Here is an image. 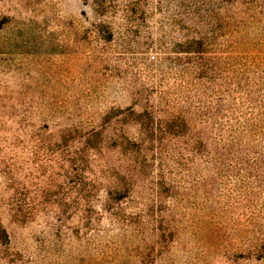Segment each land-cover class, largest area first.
Returning a JSON list of instances; mask_svg holds the SVG:
<instances>
[{"label":"rangeland","instance_id":"obj_1","mask_svg":"<svg viewBox=\"0 0 264 264\" xmlns=\"http://www.w3.org/2000/svg\"><path fill=\"white\" fill-rule=\"evenodd\" d=\"M0 264H264V0H0Z\"/></svg>","mask_w":264,"mask_h":264},{"label":"trees","instance_id":"obj_2","mask_svg":"<svg viewBox=\"0 0 264 264\" xmlns=\"http://www.w3.org/2000/svg\"><path fill=\"white\" fill-rule=\"evenodd\" d=\"M8 239L4 229L0 225V245H7Z\"/></svg>","mask_w":264,"mask_h":264}]
</instances>
